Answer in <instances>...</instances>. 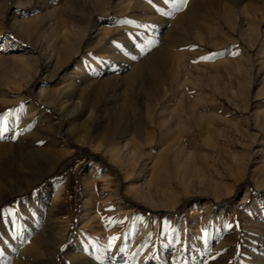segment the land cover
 I'll return each instance as SVG.
<instances>
[{"label": "rangeland", "instance_id": "1", "mask_svg": "<svg viewBox=\"0 0 264 264\" xmlns=\"http://www.w3.org/2000/svg\"><path fill=\"white\" fill-rule=\"evenodd\" d=\"M214 2L0 0V264H264V0Z\"/></svg>", "mask_w": 264, "mask_h": 264}, {"label": "bare ground", "instance_id": "2", "mask_svg": "<svg viewBox=\"0 0 264 264\" xmlns=\"http://www.w3.org/2000/svg\"><path fill=\"white\" fill-rule=\"evenodd\" d=\"M93 1V0H92ZM98 1V0H97ZM196 1V0H195ZM201 1V0H200ZM209 1V0H208ZM212 1V0H211ZM223 1V0H222ZM207 2V1H206ZM228 2V1H227ZM232 2H234V1H232ZM201 3V2H200ZM210 3V2H209ZM213 3L215 4V2H214V0H213ZM222 3V2H221ZM229 3H231L230 1H229ZM211 4V3H210ZM227 4V3H226ZM232 4V3H231ZM206 5H207V3H206ZM91 6V5H90ZM96 6V5H95ZM252 6V5H251ZM253 7V6H252ZM99 8V7H98ZM191 13V12H190ZM189 13V14H190ZM231 18V17H230ZM193 21V20H192ZM227 22V21H226ZM35 23H38V21H35ZM41 23V22H40ZM54 26V25H53ZM38 27V26H37ZM56 27V26H55ZM58 27V26H57ZM66 27V26H65ZM54 28V27H53ZM63 28H64V26H63ZM38 29V28H37ZM36 29V30H37ZM58 29L61 31V28L60 27H58ZM35 30V31H36ZM39 30V29H38ZM56 30V29H55ZM62 32V31H61ZM58 34V33H57ZM60 35V34H59ZM58 35V36H59ZM65 35V34H64ZM67 35V34H66ZM57 36V37H58ZM68 36V35H67ZM55 38V37H54ZM60 38H62V36H60ZM65 40L67 39L66 37H63ZM63 38H62V41H63ZM77 39V37H74V39ZM57 39H59V38H57ZM56 39V40H57ZM70 38H68V42L71 40H69ZM55 40V41H56ZM60 40V39H59ZM66 41V42H67ZM72 41V40H71ZM62 44V43H61ZM71 44H72V42H71ZM74 44H75V42H74ZM56 45V44H55ZM64 45V44H63ZM67 46V45H66ZM72 46V45H71ZM72 47H74V46H72ZM56 48H57V46H56ZM58 48H59V45H58ZM69 48V47H68ZM164 48V47H163ZM166 48V47H165ZM65 50H67V49H65ZM63 52H64V50H63ZM62 52V53H63ZM66 52V51H65ZM69 52H71V50L69 51ZM169 52V51H168ZM168 54H166V51H165V49L164 50H161V51H159L158 53H157V57H153V60L150 62L149 61V65H147V64H143L142 63V65H138V68L133 72V73H131V74H129V82H130V84H131V86L133 87L134 86V88H136L135 86L136 85H138V84H140V83H143V82H145L144 81V71H145V69H146V67L147 66H151L152 67V65L155 63V62H157V63H161V62H163V60H164V58H166V56H167ZM169 58V57H168ZM22 61H24V60H22ZM21 61V62H22ZM147 63V62H146ZM164 64H166V63H164ZM163 63H162V65H164ZM156 65V64H155ZM161 65V66H162ZM29 67H30V64L29 63H27V62H22V65H21V68H22V71H24V72H26L27 73V70L29 69ZM150 67V68H151ZM153 67L155 68V66L153 65ZM158 67V66H157ZM149 69V68H148ZM146 73V72H145ZM158 83H160L159 81L157 82L155 79H153V82H150V83H148V85L145 87L144 86V88L146 89L145 91H146V94L149 96L148 98H153L154 100H156V99H159L160 98V96H161V89H160V87H159V84ZM144 84V83H143ZM151 98H150V100H151ZM153 101V100H152ZM175 110V109H174ZM174 110L172 111V113H171V115H169V114H167L166 112H167V109H165V107L163 108V111H162V113L160 114V121L162 120V122L164 121V120H172L173 119V117L175 116V114H173L174 113ZM169 112V111H168ZM160 125H158L157 126V128L159 127ZM111 134V133H110ZM50 164V163H49ZM54 165V162L53 163H51L50 165H48L41 173H40V175L36 178L37 180H39L40 178H42L44 175H45V173L52 167ZM60 188H58V189H56L55 190V196L54 197H56V199L58 198L59 199V197H60ZM60 202V201H59ZM56 206H58V202H57V204H56ZM58 210V209H57ZM105 238V237H104ZM106 242H107V240H106ZM56 242L55 241H50V242H46L43 238H39V239H37L36 240V242L34 243V245L32 246V252L36 255V256H39V257H41L42 258V256L45 254V252L46 253H48V252H51L52 251V247H53V245L55 244ZM108 243V242H107ZM45 244H49V245H51V246H46ZM57 245V244H56ZM106 245H108V244H106ZM44 257V256H43ZM42 261V260H41ZM44 264H46V263H44ZM81 264V263H80Z\"/></svg>", "mask_w": 264, "mask_h": 264}, {"label": "trees", "instance_id": "3", "mask_svg": "<svg viewBox=\"0 0 264 264\" xmlns=\"http://www.w3.org/2000/svg\"><path fill=\"white\" fill-rule=\"evenodd\" d=\"M95 158H96V160L101 161L104 165L109 166L103 157L97 156Z\"/></svg>", "mask_w": 264, "mask_h": 264}, {"label": "snow or ice", "instance_id": "4", "mask_svg": "<svg viewBox=\"0 0 264 264\" xmlns=\"http://www.w3.org/2000/svg\"><path fill=\"white\" fill-rule=\"evenodd\" d=\"M181 2L182 3H184V4H186L187 3V0H181ZM235 54V53H234ZM211 57H205V58H203V59H210ZM7 129L5 128V131H6Z\"/></svg>", "mask_w": 264, "mask_h": 264}]
</instances>
